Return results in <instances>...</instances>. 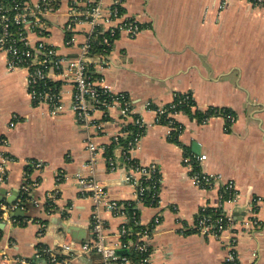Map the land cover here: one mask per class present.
<instances>
[{
  "label": "crops",
  "instance_id": "crops-1",
  "mask_svg": "<svg viewBox=\"0 0 264 264\" xmlns=\"http://www.w3.org/2000/svg\"><path fill=\"white\" fill-rule=\"evenodd\" d=\"M68 3L58 0V12L47 19L45 40L60 54L76 56L84 34L78 37L77 47L65 46L62 26ZM219 3L125 0L122 12L139 21L140 32L134 37L121 32L104 58H95L91 66L93 79L97 83L103 79L102 85L127 94L134 111L148 124L155 120V109L170 104L177 94L190 93L194 98L195 107L176 116L182 125L179 143L170 139L166 125L153 123L132 152L139 163L159 168L160 202L156 205L136 203L135 189L124 179L125 165L120 163L115 171L108 166L106 152L114 137L122 134L127 140L134 131L133 120L122 117L118 105L94 112L95 123L85 127L72 111L74 85L51 72L52 81L61 85L64 105L63 111L52 114L47 104L33 102L27 72L10 70L7 56L0 52V135L8 141L0 151L15 158L7 167L1 188L6 193L0 199L6 207L23 200L15 210L23 216L15 217L14 211L10 218L16 222L0 223V264H20L9 262L11 258L25 259L26 264H103L99 253L61 250L72 239L68 226L86 231L83 242L94 238L95 206L89 194L82 193L78 177L101 182L111 200L135 204L143 224L160 218L148 241L152 264H226L231 235L237 238L240 264H264V6L229 0V6L220 11ZM30 39L38 40L35 34ZM209 107L226 108L237 119L231 126L222 118L203 123L197 112ZM14 115L19 120L11 127ZM90 141L99 148L92 164ZM113 153L120 161L121 150L116 147ZM202 155L200 169L223 176V182L212 188L195 186L192 164L185 162L188 156ZM30 160L45 167L32 168L27 164ZM57 170L65 172L64 180L57 181ZM229 181L237 193L232 202L220 197ZM28 184L36 185L23 196ZM15 197L14 203H8ZM203 207L228 218L229 231L222 238L194 232ZM100 216L110 243L119 242L124 220L105 209ZM253 217L259 225L246 226ZM46 248L58 253L57 263L49 261Z\"/></svg>",
  "mask_w": 264,
  "mask_h": 264
},
{
  "label": "built area",
  "instance_id": "built-area-1",
  "mask_svg": "<svg viewBox=\"0 0 264 264\" xmlns=\"http://www.w3.org/2000/svg\"><path fill=\"white\" fill-rule=\"evenodd\" d=\"M254 6H264V0H246ZM125 0H69L66 20L62 26L65 36L66 47H77L78 37L83 33L84 39L78 46L79 53L76 56L62 55L53 44L46 42L49 34L47 19L50 15L56 14L59 10L58 0H38L32 4L29 0H0V52L7 56L8 68L15 70L24 69L27 72V86L30 96L36 104H47L50 113L57 114L64 110L61 88H55L47 84L52 82L51 72H55L65 81L74 85V96L72 111L77 121L85 127L95 123L93 113L98 110L106 111L114 105L120 107V113L124 118H130L134 123L132 136L124 140L122 134L114 137L113 143L121 150L120 161L113 154L106 156L111 171L119 168L120 163L128 168L124 179L135 189L136 203L148 202L156 205L160 202V172L156 164L144 165L132 157V152L138 148L144 132L152 124H164L168 127V135L182 130V125L176 120V116L182 111L179 106H186L190 109L195 107V101L190 93L177 94L174 100L167 105L155 109V120L148 124L142 116L138 115L131 106L128 95L122 92H115L111 86L97 83L91 74V66L94 59L102 60L113 46L114 41L121 32L128 33L131 37L136 36L141 26L137 19L125 17L122 7ZM229 6V0H220L218 8L223 11ZM35 34L38 38L36 43L30 39ZM103 46L102 52L93 53L95 41ZM97 64V63H96ZM176 99V100H175ZM226 109L209 107V111L203 119L207 123L212 118H222L230 126L236 121L232 112H225ZM19 117L14 115L10 126L16 125ZM163 120L165 123H163ZM123 140V142H121ZM8 141L0 135V147L5 149ZM88 149L91 154V164L99 150L95 142H89ZM205 159L203 156L186 157L185 162L192 164V183L201 188H212L214 184L223 182L221 174H208L200 169V162ZM15 158L0 151V197L1 188L8 177L7 167L14 162ZM29 166L35 169H43L45 163L30 160ZM198 167L199 169H196ZM57 181L64 180L66 174L63 170H57ZM77 183L82 188L83 194H89L95 212L92 220L94 238L91 241H78L71 239L61 246L66 254L77 250L81 253L96 252L102 255L103 264H129L131 259L127 256L118 255V249L134 250L137 253V264H152L149 239L160 224V218L146 225L143 224L134 210L135 204L131 202L120 203L108 197L105 186L94 179L77 178ZM36 184L25 185L22 194L25 196ZM236 188L232 182H226L220 190L222 200L235 201L237 197ZM50 200L52 199L51 196ZM23 200L6 207L0 199V223L7 221L16 222V218H10V213L21 208ZM105 209L116 217L122 218L124 222L118 233L120 241L112 244L106 233V226L100 216V210ZM133 209L131 214L127 210ZM217 212L218 210H212ZM246 226H257L256 218H250L245 222ZM194 232L202 236L222 238L223 234L229 231L228 218L218 211L216 215L209 212V208L203 207L195 219ZM183 232V231H182ZM42 233V232H41ZM126 236H133L128 243L123 242ZM237 238L230 236L226 242L228 254L226 264H240L236 251ZM51 263H57L59 255L51 249L44 250ZM9 262L26 264L27 261L21 258L8 259Z\"/></svg>",
  "mask_w": 264,
  "mask_h": 264
},
{
  "label": "trees",
  "instance_id": "trees-1",
  "mask_svg": "<svg viewBox=\"0 0 264 264\" xmlns=\"http://www.w3.org/2000/svg\"><path fill=\"white\" fill-rule=\"evenodd\" d=\"M99 41H100V40L95 41V43H94V48H93V50H92L93 53H100V52H102L103 46L99 45ZM47 84H49V85H51V86H54L55 88H61V85H60V83H58V82H54V81H52V82H48ZM175 100H176V99H175ZM179 109H180L182 112H185V113L190 112V108H188V107H186V106H179ZM224 109H226V108H224ZM225 112H231V111L228 110V109H226ZM208 113H209V111H205V112L199 111V112H197V114H198V116H199V118H200L201 121H202V119H203L206 115H208ZM163 123H165L164 120H163ZM228 129H230V128H228ZM181 132H182V130H180V131H176V132H173V134H172V136L170 137V139H171L172 141L176 142V143H179V135H180ZM121 142H123V140H122ZM116 147H117V145L113 143L110 147L107 148V152H106L107 154H106V155H107V156L113 155V154H114V153H113V152H114V149H115ZM196 169H199V168L196 167ZM132 210H133V209H129V210H127V213H128V214H131ZM212 210H214V209H209V212L212 213V214H214V215H216V213H217L218 211H217V212H213ZM1 234H2V230L0 229V236H1ZM133 239H134L133 236H126V237L123 238V242H124V243H128V240H133ZM43 247H44V246H42V248H43ZM123 256H127L128 258L131 259L132 262H134V264H137V261H138V257H139V256H137V253H136L134 250H129V252L126 253V254H124Z\"/></svg>",
  "mask_w": 264,
  "mask_h": 264
},
{
  "label": "water",
  "instance_id": "water-1",
  "mask_svg": "<svg viewBox=\"0 0 264 264\" xmlns=\"http://www.w3.org/2000/svg\"><path fill=\"white\" fill-rule=\"evenodd\" d=\"M196 146V145H195ZM6 193V190L1 191V198L3 195ZM18 198H13L12 200L8 201V203H14ZM2 200V199H1ZM15 217L23 216V212L21 210H17L14 213ZM3 224H0V227H2ZM67 232L71 235L72 239H77L78 241H83L86 238V231L85 230H80L79 228L75 226H68ZM129 250L127 249H118L117 254L118 255H124L128 253Z\"/></svg>",
  "mask_w": 264,
  "mask_h": 264
}]
</instances>
